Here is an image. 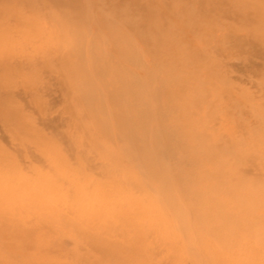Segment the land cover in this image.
<instances>
[{"label":"rangeland","instance_id":"374dc122","mask_svg":"<svg viewBox=\"0 0 264 264\" xmlns=\"http://www.w3.org/2000/svg\"><path fill=\"white\" fill-rule=\"evenodd\" d=\"M143 17L145 23L141 21ZM94 58H97V61ZM99 66L101 69L95 72ZM112 76L118 77V80L120 77V81L131 79L132 83L136 82L126 93L120 94V99L127 93L130 94V90L136 98L139 97V92L145 91V104L141 107L148 119L140 121L142 124H137L140 126L137 133L158 125L156 127L167 132L166 135L171 139L175 137V140L172 139L173 144H141L139 148L140 144H132L136 146L133 147L120 141L115 145L107 144L110 145L108 148L105 144L94 146L91 136L97 134L87 129L93 119L91 112L96 110L98 103L106 104L109 115L112 116L113 106L109 107L110 99L114 98V95L95 97L94 93L102 95L103 92L98 88L108 83L107 79ZM74 83L72 87L71 84ZM77 83L81 88L75 87ZM89 84L95 90L93 95L87 98L85 95L89 92ZM118 97L119 95L115 98L119 99ZM134 102L136 104L137 99ZM255 107L259 108V111H256ZM185 124L195 128V125L199 126L206 139H213L217 144H183L191 137L184 130ZM51 139L58 144L42 143ZM118 145L121 146L120 149ZM156 145L161 146L163 151L166 150L160 154L158 160L166 166L163 172L167 170L172 179L175 176L176 181L173 179V184L177 186L178 191L180 192L179 188L183 186L190 189L188 194H195L196 187V194L192 195V198L202 200L198 204L201 205L199 209L207 214L209 227L223 223L218 220L231 213L234 217L238 215L241 218L242 228L234 229V233L239 236L253 238L254 229L257 230L259 225L263 228L264 192H261L264 191V0H0V173H5L3 168L7 165H16L14 171L16 170L17 174L14 175L13 172V175L18 181L21 180L18 178L21 175L26 181L41 178L47 184H52L60 181H56L57 172L52 167L66 171L72 164L73 167L79 166L77 170L73 168V172H78L82 177L85 174V178L92 175L91 180L88 179L89 184L98 179L96 182L107 191L110 186V190L121 187L120 180L124 179L125 173L134 169L136 171L133 170L130 174L136 176L138 173V181L149 188L152 181L146 175L148 168L144 166V169L139 163V157L142 159L140 150L143 152L144 148H154ZM217 145L221 146L218 148ZM97 152L104 160L110 157L115 164L113 169L109 167L114 176L112 173L106 174V169L109 168L104 166V160L97 156ZM118 152H122L124 157ZM244 155L248 157L245 156V159L242 157ZM233 156H236L234 160ZM242 159H245L243 163L248 167L244 166ZM119 162L124 169H119ZM67 163L70 164L67 166ZM82 165L87 172L83 170ZM220 165L223 166L221 167L225 170L224 173L232 171L228 173L229 177L224 174L228 182L222 177L223 173L216 175L222 171ZM235 168L239 172L232 170ZM255 173L257 178H254ZM214 175L218 178H213ZM110 176L111 179L108 178ZM219 176L222 177L221 180ZM101 179L103 185L99 181ZM212 179L213 181H210ZM246 180L250 181L246 183ZM221 181L224 184L222 187ZM62 185L66 187V183ZM210 186L216 188L214 195ZM244 186L246 189L243 190L249 187L252 193L254 187L257 197L255 193L252 197L249 194H240V188H245ZM258 186L263 187V190ZM230 188L237 189L234 191ZM259 188L260 190L256 191ZM2 191L0 190V193ZM8 192L4 191L0 195L10 196ZM209 195L210 202L205 199ZM244 197L247 198L246 205ZM250 198L256 199L262 206L254 207L257 209H253V215H257L256 217L251 215L253 201ZM15 200L22 203L18 205L16 201L19 207L16 205L17 210L10 207L12 212H4L7 206L5 201H0V264H135L141 254L146 252L145 249L151 255L152 264L162 263L164 258L171 257L170 250L168 251L154 234H146L145 238L138 237V230L123 218L125 216L120 208L119 211L114 208V217L111 214L107 216L106 225L98 222V219L91 221L89 230L81 233L80 238L76 227L64 223L55 228L47 227L46 222L52 221L51 217L44 216L47 217L45 220L43 216L41 218L37 213L31 212L33 203L28 204V199L16 197ZM256 200L254 202H257ZM216 204L219 206H215ZM238 205L247 206L249 213L244 210L243 213H238L236 209H242ZM33 206L36 207L35 204ZM205 207L212 208L213 211H208ZM222 207L224 210H220ZM44 208L42 209L45 213ZM222 212L225 213L224 216ZM253 217H259V225H256L257 221H253ZM30 218L33 220L30 221ZM102 218L106 219L104 215ZM248 227H251L249 231L246 229ZM30 228L35 229L40 240L44 239L41 240L42 249H39L40 245L38 248L25 249L23 232ZM11 233L16 235L10 237ZM210 237L215 238L212 235ZM183 238L186 245L188 241L186 237ZM33 240L28 238V241ZM99 242L101 243L97 246ZM193 249L195 251V248ZM64 252L66 254H62ZM188 253H184L189 261L187 264H201L200 254L196 256L191 251ZM36 256L38 259L34 260L33 257ZM202 261L209 264L204 258Z\"/></svg>","mask_w":264,"mask_h":264},{"label":"bare ground","instance_id":"6f19581e","mask_svg":"<svg viewBox=\"0 0 264 264\" xmlns=\"http://www.w3.org/2000/svg\"><path fill=\"white\" fill-rule=\"evenodd\" d=\"M255 9L256 8H254V10ZM257 10L258 9H256V11ZM144 17H145V15H144ZM144 17L141 20L142 23H145V18ZM250 19H251V17H250ZM41 30H42V28H41ZM41 30H40V32H41ZM60 40H61L60 43L62 45L63 44L62 43V37H61ZM67 45L68 44L66 42V46ZM130 47H132V45ZM68 55H69V53H68ZM126 57H128V56H126ZM135 58H136V55H135ZM94 59H95V61H97V58H94ZM132 59H134V58L132 57ZM128 60H130V63H131V59L128 58ZM100 69L101 68L99 66V67H96V70L95 69L94 70H95V72L96 71L99 72ZM118 74H116V75H118ZM120 75L121 74H119V76ZM105 77H107V76H105ZM75 78H77V75H76ZM107 82L108 83H105L104 86L101 85L98 88V90H100V91L103 92V94L101 92L102 95H98V94L95 95V93L93 91V90H95V88L91 87L90 84H89L90 87L87 88V89H89L88 90L89 92L85 95V97H87V98H89L90 96H92L93 93H94V96L95 97L96 96L97 97H99V96L102 97V96H105V95H107V96L114 95V98L110 99L111 100V105L109 107V108H111L113 106V108H112V112H113L112 113V116L109 115V111H108L107 107L105 106L106 104H100V103H98L97 105L99 107L97 106L96 110H93L91 112V115L93 116V119H92L91 123H89L90 126L87 127V129L89 131L90 130L91 131H94L97 134L96 136L93 135L94 137L90 135L91 133L93 134V132H91L89 134L92 137V139L94 140L93 141L94 146H95V144H101V145L102 144H105L106 146H107V144L115 145V144H118L120 141H123L122 144H128V145H130V144L131 145L132 144H135V145L136 144H140V146H138L139 148H141V144H160V145L161 144H170V145L173 144L172 143V139H174L175 137L171 139L170 136L166 135L167 132H165L163 129H160V128L156 127L158 125H156V126H150L147 129L141 130L142 132L139 130L141 133L140 132H139L140 134L137 133L138 132V126H139L137 124H140V123L142 124V122H140V121H143V120H147L148 119V116H146L142 112V107H141L142 105L145 104L144 103V97L145 96H143L144 93H145V91L142 90L141 92H139L140 93V94L138 93L139 94V97L136 98L132 94V91L130 90V94L127 93V95L124 98L121 97V99H120V94H122L123 92L126 93L127 90L130 88V86H132V84H135L136 83L135 81H133V83H132L131 79L128 80V81L127 80L120 81V77H119V80H118V77L114 78L112 76L109 80L107 79ZM73 85H75V83L74 84H71L72 87H74ZM75 87L76 88L77 87H80L81 88V85L79 83H77V85ZM135 88H136V85H135ZM100 91H98V93H100ZM116 91L119 92V93H117ZM118 95H119V97H118L119 99H116ZM136 99H137V103L135 104L134 100H136ZM146 102L148 103V101H146ZM147 103H146V105H148ZM102 105H104V107ZM255 108H256L255 109L256 111L257 110L259 111V108H257V107H255ZM101 111L103 112L102 115L100 114ZM257 116H259V115H257ZM113 118H114V120H113ZM111 119H112V121H111ZM149 119H150V117H149ZM89 120H91V118ZM150 121H151V119H150ZM149 124H151V123L149 122ZM156 124H157V122H156ZM187 125H188V127H187ZM187 125L186 124L184 125V130L187 132V135H190L191 137H189L187 139V141L183 142V144H213V145L217 144V143H215V141H213V139L212 140L206 139L204 132L200 131L199 126L195 125L197 127V128H195L192 125H189V124H187ZM141 127H142V125H141ZM139 128H140V126H139ZM161 128H163V127H161ZM204 131H206V130H204ZM136 133L138 135H136ZM168 133H170V132H168ZM92 139H90V142H92L91 141ZM51 140L49 142L48 141L46 142V140L45 141H42L41 140V141H42V143L44 142V144H58L57 141L54 142L55 141L54 139H51ZM39 141H40V139H39ZM72 141H74V140H72ZM35 142H37V140ZM70 143L73 144L72 142H70ZM89 143H87V144H89ZM39 144H41V143H39ZM101 145H100V147H102ZM135 145L134 146L132 145V146L133 147H136ZM51 146L53 148L55 147L54 145H51ZM217 146L219 148L221 145L220 146L217 145ZM103 147H105V146H103ZM108 147H110V145L107 146V148ZM114 147H116V146H114ZM118 147L120 149L121 146L118 145ZM206 147H208V145ZM209 147H210V145H209ZM253 147L256 149L255 146H253ZM49 148H51V147H49ZM56 148H58V147L56 146ZM51 149H49V150H51ZM115 149L113 151H115ZM144 149L145 150L143 152L140 150V153L142 155L139 152H137V153H139L142 156V159L139 157V160H140L139 163L141 165H143V167L145 166L146 169L148 168L146 170V175H148L149 178L152 181L151 187H149V188H147L146 185H144V184L140 183V181H138V179L140 178V177L139 178L136 177V176H138V173H137V175L134 173L136 176L130 174L131 171L133 173V170L134 169H132L129 173H125L124 170L121 169V171H123L126 174V176L123 177L124 179L120 180L121 182H120L119 185L121 187L117 186V188L110 190L111 186L109 184L110 188H109V190H107L109 192H107L105 190V188H102L96 182L98 179H95L96 181H92L91 184H89V181L91 180V177H92V175L91 176L88 175L89 173L87 175L90 178L88 176H87L88 178H85L86 177L85 174H84V177H82L78 172H76V171L73 172V168H75L77 170V169H79L78 168L79 166L78 167H76V166L73 167L72 164L69 165L70 163L69 164L67 163V166L69 165L70 168L68 170L67 169L68 167H67L66 168V171H63L65 169L60 170V169H57L55 167H52V169H56V172H57V175L55 177L56 181L58 179L60 180V181L58 180L59 183L58 182H56V183L54 182L52 184L51 183L47 184L45 181H42L41 178H37L35 180H32L31 182L30 181H26V180H24V177H22L21 175L18 176V178L21 179V180L18 181L16 179V177L14 176V175L17 174L16 173V170L14 171V169H15L14 166L16 167V165H13L12 167L10 165H7L8 167L6 166L5 168H3V171H5V173L4 174H2L3 172L0 173V190H3L2 193L4 191H7V192L9 191L8 194L10 195V196H8V195H6V196L0 195V201L3 202V203L5 201L4 204L7 206V207H5L6 210H4V212L5 211L6 212L7 211L8 212H12L13 210H11V209H15L19 205V203H22L19 200H15V198L16 197L17 198L23 197L25 199H28V201H30V203H28V204L31 205V203H33V204L36 205V207H34L33 204H32L33 210H31V212L37 213L38 214L37 216L38 217H41V218H42V216L43 217L44 216H47V217L49 216V217L52 218V221H48L47 220L48 221V222H46L47 223L46 224L47 227L55 228L57 226H62L63 223H64L65 225H69V226L76 227L78 229L77 230L78 231L77 234L79 233V235H80V236L79 235H76V236H79L81 238V233H83L84 231H86V229L89 230V224L92 223L91 221H94V220H97L98 219V222L100 221L102 224L106 225L107 218H108L107 216L109 214H111V216L114 217L115 216V213L113 211V210H115L114 208H118V211H119V208H120L121 213L124 214V216H125L123 218H126L127 219L126 221L128 222V224H131L134 227L135 230H138V232H139V236L138 237H144L145 238L146 234L147 235L154 234L156 236V239L161 244H163L166 248H168V251L170 250V253L171 254H169V255H171V257L169 256L168 259H165L164 258L163 259L164 262H162V263L159 262V263H156V264H187V262H189V261L187 260L188 258H186V256L184 255V253L186 254L189 251H191L193 253V255H196V256H198L200 254L199 256H201L202 260L204 258L206 260V263L208 262L209 264H215V263L216 264H219V263L220 264H264V229H263L264 228V224H263V228L260 227V225L258 224L259 223L258 222L259 217L258 218H254L253 217L254 218L253 221L254 220H255V222L257 221L256 222V225H259V227L257 226V230L259 228V231H257L256 229L253 228L254 229L253 232L255 233V234L252 233V237L253 238H251L250 236L247 237V236H244V235L239 236V235H237V234L234 233V229H236V228L241 229L242 228V221H241V218L238 217V215L236 217H234V214H232L233 215L232 216L231 213L228 214V216L225 215V218H221V219L219 218L220 220H218V221L219 222H223V223H219L218 225L215 224V225L209 227L207 225V217H208L207 214L203 210H200L199 209L200 208L199 206H201V205H198V204H200V202L202 200L201 199H198L197 200V199L192 198V195H195L196 194V187L193 186V187H195V189L193 188L195 190V194H193L192 192L188 194V190H190V189L185 188L183 186H181V188H179V190L181 192L180 193L178 191V189H177V186H174L175 183L173 182V179L174 180L176 179L175 176L172 179L170 176H168L169 175L168 174L169 172L167 170H165L167 173L166 172H163V169L166 166H165V164L162 165L161 162L158 160V158H159L160 154L163 153V152L165 153L166 150L163 151V149L161 148V146H157V145L154 146V148H152L151 146H148L147 149L146 148H144ZM214 149H216V148H214ZM250 149H251V147H250ZM167 150H169V149L167 148ZM176 150H177V148H176ZM110 151H111V149H110ZM116 151H118V150H116ZM171 151H173V150H171ZM211 151H213V150H211ZM211 151L209 152V154H211ZM223 151H224V149H223ZM59 152L60 151H58V153ZM122 152H120V153L123 155ZM207 152L208 151H206V154H207ZM224 152H227V151H224ZM49 153H51V152L49 151ZM58 153H57V155H58ZM120 153L118 152V154H120ZM121 154H120V156H121ZM102 155H103V153H102ZM249 155H250V153H249ZM61 156L64 157L63 155H61ZM97 156H99L98 155V152H97ZM230 156H231V153H230ZM245 156L246 155H244L242 157L245 158ZM62 157H60V158H62ZM121 157H124V155L121 156ZM121 157H119L120 158L119 160H121ZM225 157H227V156H225ZM235 157L233 156V160H234ZM246 157H248V156H246ZM251 157H252V155H251ZM49 158H50V156H49ZM109 158L110 157H108L107 160H104L103 158L100 157V159H103L104 160V166L105 167L109 168L111 166L110 168L113 169L112 167H114L115 164ZM210 158H211V156H210ZM226 159L228 160V157ZM245 159H242V163H243V160L245 161ZM257 159H259V157ZM61 160H63V159H61ZM237 160H235V162ZM230 161H232V160H230ZM121 162H123L125 164L124 161H121ZM214 162L216 163V160ZM49 163H50V161H49ZM126 163H127V161H126ZM139 163H138V165H139ZM236 163L238 164V162H236ZM113 164H114V166H113ZM132 165H135V164H132ZM169 165H170V163H169ZM239 165H241V164H239ZM245 165L246 164H244V166ZM250 165L253 166V164H250ZM64 166H65V164H64ZM221 166L222 165H220L219 167H221ZM30 167H31V165H30ZM80 167H81V165H80ZM116 167H115V169H116ZM121 167L123 168V166H121V163H120L119 169ZM145 167H144V169H145ZM71 168H72V170H71ZM82 168H83V165H82ZM110 168L109 169H106V174L107 175H111V173H112V170H110ZM242 169H239V170H242ZM250 169H251V167H250ZM83 170H85V169L83 168ZM203 170H205V169H203ZM223 170L224 169L222 168V171H221L220 174H218L217 171H216V173H217L216 175L218 176V175H221L223 173V176H222L223 178L226 175H228V177H229V174L228 173H230L232 171L230 170V172L228 171L227 174H226V173H224L225 170L224 171ZM232 170H237V169L235 168V169H232ZM85 171L87 172V170H85ZM117 171H119V170H117ZM134 171H136V170H134ZM171 171H172V169H171ZM209 171H210V169H209ZM213 171H215V170H213ZM0 172H1V170H0ZM13 172H14V175H13ZM123 172H120V173H123ZM206 172L208 173V169L206 170ZM83 173H85V172H83ZM117 173H119V172H117ZM245 173H248V172H245ZM245 173H244V175H245ZM36 174H38V173H36ZM172 174L174 175V173H172ZM213 174H215V172ZM224 174H226V175H224ZM112 175H113V173H112ZM115 176H117V175H115ZM141 176H143L142 173H141ZM217 176L214 175L213 178H215ZM230 176H231V174H230ZM143 177L145 178V176H143ZM207 177H208V175H207ZM222 177L219 176V179L221 180ZM228 177H226V178H228ZM108 178L111 179V176L108 177ZM254 178H257L256 177V173H255V177ZM88 179H90V180H88ZM102 180L103 179H101L99 181L102 182ZM210 181H213V179L210 180ZM226 181L228 182V180H226ZM248 181H250V180H248ZM248 181L246 180V183H248ZM251 181H253V179ZM258 182H260V181H258ZM63 183H66V187H64L62 185ZM215 183H217V182H215ZM252 183H249V184H252ZM217 184H220V182L217 183ZM102 185H103V182H102ZM107 185L108 184H106V186ZM223 185L224 184L222 182V185H220V186L222 187ZM256 185H257V183H256ZM258 185H261V184H258ZM252 186L253 185H251V188H252ZM205 187H207V186H205ZM217 187H219V186H217ZM258 187H260V186H258ZM189 188H190V185H189ZM251 188L248 187L247 190H243V189H246V187L245 188H240V190L241 189L243 190V191L242 190L240 191V194L241 193L244 194V195L245 194L246 195L249 194V195H251L250 197L254 196V193H255L254 190L255 189L253 187V193H252L251 191H249V190H251ZM260 188H261V191H262L263 190V187H260ZM260 188L258 190H256V191H259ZM215 189H214V187L211 188V186H210V190L212 191V195H214V190ZM219 189H220V187H219ZM230 189H233V188H230ZM236 189H233V190L235 191ZM166 191H168V192L166 193ZM106 192L109 193V194L107 195ZM217 192H218V190H217ZM219 192H221V191H219ZM223 192H225V191H223ZM263 192L264 191H262L261 193H263ZM2 193H0V194H2ZM198 193L200 195L202 194L200 192H198ZM258 193H260V192H258ZM216 194H219V193H216ZM221 194H224V193H221ZM225 195H227V194L225 193ZM241 196H243V195H241ZM255 196H256V193H255ZM212 197H211V200L213 201V198L215 196L213 198ZM232 198L233 197H231V200H233ZM244 198H245L244 199V201H245L247 198L246 197H244ZM205 199H208V202H210V195L208 197H206ZM241 199H242V197L239 198L238 200L240 201ZM250 199L253 201V202L251 201L253 207H252V214H251V212H250V214L253 215L255 213L253 211L258 206L260 207L261 204H258V201L256 199L255 200L257 202H254L255 200H253L252 198H250ZM16 201L18 202V205H17ZM28 201L26 200V202H28ZM236 202H238V201H236ZM216 203H217V200H216ZM240 204H242V201H241ZM217 205L219 206V204H216L215 206H217ZM245 205H246V201H245ZM221 206H223V205L221 204ZM238 206H240V205H238ZM10 207H14V208H11L10 209ZM18 207H17V209H18ZM224 207H225V205H224ZM248 207H249V204H248ZM254 207H256V208L254 209ZM42 208L46 209L45 213L43 212V209ZM240 208H242V209H236V211H238V213L239 212H242L243 210H244V212L249 213L247 211V210H249L247 208V206L245 207L244 205H242V206H240ZM17 209H15V210H17ZM101 210H102V212L100 213ZM206 210L209 211V210H212V208H210V209H207L206 208ZM220 210H224V208L222 207V209H220ZM115 212L117 213V211H115ZM214 212L217 213L216 210H214ZM219 212L216 215V218L217 219H218L217 216L219 215ZM15 213H17V212H15ZM222 214L224 216L225 213L222 212ZM33 215H34V213H33ZM103 215L106 217V219L105 218H102ZM118 215H119V213H118ZM230 215H231V218L229 217ZM54 216H56V217H54ZM253 216L256 217L257 215H253ZM209 217H210V214H209ZM46 218H45V220H46ZM109 218H110V216H109ZM32 220L30 218V221H32ZM122 220H124V219H122ZM260 220H262V219H260ZM245 222H247V221L245 220ZM37 223H39V222H37ZM30 224H31V222H30ZM40 224L41 223H39V225ZM210 224H211V222H210ZM95 226H97V225H95ZM21 227L23 228V226H21ZM111 228H112V226H111ZM221 228H223V229H221ZM250 228L251 227H248L246 229L249 231ZM230 229H232L233 231H231ZM25 230H26V232H23V234H24L23 236L25 238V241H24V243H25V249L28 250V249H31L32 247H35V248L40 247L39 249H42L41 246L43 244L42 241L44 239H41L42 240L41 241L39 239L40 236L39 235L36 236V233L34 231L35 229L34 230H31V228H30V229H25ZM90 230H91V228H90ZM123 230H125V229H123ZM47 231H49V230H45V232H47ZM70 231H71V229H70ZM49 232L51 233V231H49ZM235 232H237V231H235ZM244 232H246V231L244 230ZM107 234H109V233H107ZM107 234H106V236H107ZM15 235H16V233L14 234V236ZM210 235H212V237L215 236V238H211ZM14 236H13V233L10 234V237H14ZM46 236H48V234ZM111 236L114 237V235H111ZM182 236L183 237H186L185 239H187V241H188L186 243V245H185V243H183L184 242L183 241L184 238ZM34 237H35V240H33ZM59 237H60V235L58 236V238ZM131 237H133V235ZM28 238H31L33 241H28ZM43 238H44V235H43ZM70 238L72 239V237H70ZM2 242L4 243V241H2ZM100 243L101 242H99L97 246H99ZM106 243H108V242H106ZM141 244H140V246H141ZM145 244H144V246L146 247ZM38 245H40V246H38ZM50 246H52V244ZM147 246H148V243H147ZM188 246H190L192 249H189ZM84 247H85V245H84ZM56 248H59V246H56ZM193 248H195V251H194ZM77 249H78V247H77ZM145 251L146 252L141 254V257H140L139 261L137 263H135V264H152L153 263L149 251L146 250V249H145ZM40 252H42V250H40ZM58 252H59V250H58ZM23 253H26V252H23ZM51 253H53V252H51ZM77 253H74V254H77ZM56 254H58V253H56ZM62 254H66V252H64ZM94 255H95V253H94ZM37 256L36 257H33L34 260L36 258L38 259ZM23 258H25V257H23ZM20 259H22V258H20ZM27 259L29 261V258H27ZM63 259L65 260V258H63ZM91 259H93V258H91ZM34 260H32V261H34ZM66 260H68V259H66ZM202 260H201V264H205V262H203ZM72 263H74V262H72ZM25 264H28V263L25 262ZM107 264H110V263H107Z\"/></svg>","mask_w":264,"mask_h":264}]
</instances>
